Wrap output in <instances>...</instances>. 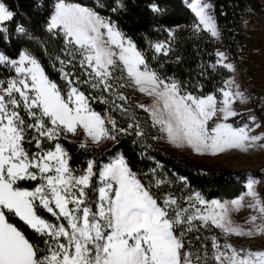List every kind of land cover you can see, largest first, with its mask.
<instances>
[{
    "label": "snow or ice",
    "instance_id": "1",
    "mask_svg": "<svg viewBox=\"0 0 264 264\" xmlns=\"http://www.w3.org/2000/svg\"><path fill=\"white\" fill-rule=\"evenodd\" d=\"M97 6L105 7L101 0ZM189 6L197 19L193 31L203 30L219 38L210 11L213 6L204 0H194ZM121 7L116 0L112 10ZM151 10L160 11L155 5ZM15 15L0 2V35L4 38L8 32L5 23ZM46 31L63 37L64 58L57 55L55 59L61 79L66 81V93L27 51H21L15 60L0 52V65L15 72L7 81L0 80V264H264V251L238 250L227 240L221 245L212 236L209 252L199 235H191L201 228H216L224 237L264 236V202L255 191L256 179L250 177L244 195L231 202L213 200L209 204L196 193L188 197L190 207H182L171 194L154 196L123 157L102 166L99 183L94 185V160H88L85 169H73L60 142L69 139V134H82L79 148L87 150L102 141H116L120 135L144 138L145 128L122 91L132 88L151 98L150 104L135 108L146 113L149 127L157 130L153 140H165L199 155L264 149V132L252 134L262 127L255 115L238 126L227 122L242 116L234 104L249 100L235 80L224 82L219 89L221 98L193 95L174 77L161 76L150 67L144 53L113 21L67 0H56ZM16 32L25 29L18 25ZM150 46L165 57L171 51L165 43ZM216 56L217 64L235 71L233 64L224 62V52ZM74 61L80 74L65 71L68 65L75 67ZM81 85L99 93L92 99L111 104V112L119 110L125 115L127 127H118L115 119L109 127L106 117L110 112L101 115L93 110ZM21 181L37 183L29 190L19 186ZM165 183L156 179L154 186ZM90 193L98 194L95 200ZM245 206L256 213L246 221L247 230L234 224L230 215ZM41 210L54 219L43 217ZM9 216L40 237L44 249L32 243Z\"/></svg>",
    "mask_w": 264,
    "mask_h": 264
},
{
    "label": "trees",
    "instance_id": "2",
    "mask_svg": "<svg viewBox=\"0 0 264 264\" xmlns=\"http://www.w3.org/2000/svg\"><path fill=\"white\" fill-rule=\"evenodd\" d=\"M55 1L0 0L9 10L16 13L13 21L5 23L8 28L6 38L0 35V52L10 59H16L21 51H27L38 60L49 79L57 83L60 89L66 93V81L61 79V73L57 70L60 65L55 59L57 55L64 58L61 51L64 47L63 37L53 36L46 31ZM186 1L188 0H120L123 7L113 11L112 9L116 7V0H101L105 7H98L97 0H67L68 3L91 8L101 16L113 21L127 37L134 41L138 50L144 53L150 67L161 76L174 77L185 90L193 95L214 94L218 98L219 89L223 87L228 72L216 63L213 37L203 30L200 33L193 31L197 19ZM210 1L213 6L212 15L219 27L227 53L235 60L237 53L234 32L238 26L236 19L240 14L236 11L235 3L242 5L243 0ZM248 2L252 6L256 4L255 0H248ZM152 5H155L160 11L154 13L151 10ZM18 25L25 29L24 33L16 32ZM169 31L173 33L171 37ZM155 43L169 45L171 48L169 55L165 57L162 54H155L150 46ZM154 55L155 59H153ZM177 57L180 58L179 62H177ZM73 63L75 67L68 65L65 71L80 74L79 64L75 61ZM210 65H216L215 69ZM14 75V70L0 65V80L7 81ZM80 90L89 96L93 110L101 115L110 112L112 120L117 121L118 127H127L129 119L119 110L111 112V104H102L98 100L92 99V96H98L99 93L93 92L87 85H81ZM122 91L129 97L130 105L139 119L141 127L145 128V137L141 139L135 137L134 134L120 135L116 141L105 148L98 149L90 146L85 150L80 149L77 138L69 134V139H61L60 142L71 157L69 164L73 169H85L87 161L94 160L97 173L94 177L95 185L98 184L101 165L119 154L125 159L130 170L136 174L137 179L148 187L154 196L162 198L166 194H171L177 198L182 207H190L188 197H193L196 193H200L205 200H226L245 191L246 170L231 169L226 166L214 167L197 161L185 151L173 150L165 142L153 140L152 136L157 135L158 132L149 127L151 121L147 114L141 109L135 108L136 103L128 88ZM104 95L107 96V94ZM125 106L128 107V105ZM251 107L255 115L263 121L264 107L258 106L255 102L251 103ZM111 122H107L109 127ZM25 147L29 146L25 145ZM153 169H155V174L152 172ZM249 173L256 176L257 170ZM156 179L165 180L167 183L156 188L154 186ZM36 183L21 181L19 186L30 190ZM90 197L95 200L97 193H90ZM40 214L49 220L54 219L43 210ZM9 221L24 231L32 243L39 245L41 250L44 249L41 238L23 225L18 218L9 216ZM195 223L199 224L198 221ZM191 235H199L207 245L209 252L211 251L212 236H216L220 244L225 242V238L216 228L210 230L201 228L198 233Z\"/></svg>",
    "mask_w": 264,
    "mask_h": 264
},
{
    "label": "rangeland",
    "instance_id": "3",
    "mask_svg": "<svg viewBox=\"0 0 264 264\" xmlns=\"http://www.w3.org/2000/svg\"><path fill=\"white\" fill-rule=\"evenodd\" d=\"M188 1H191V4L194 2V0H188ZM204 2L211 4L210 0H204ZM54 4H53V7H54ZM210 11L212 14V9ZM213 39L215 42V55L217 52H224L226 55V60L224 62L233 64L235 68V71L233 72H230L226 69L228 74L224 82L230 79H234L235 83L239 85L240 89L245 92L247 97H249V100L246 104H240L238 102L234 104V108L237 111L241 112L242 116L234 117V118H231L229 121H227L229 123H233L234 126H238L239 124L246 122L247 117L249 115H255L251 107V103L254 100L256 101V104L258 106L264 107V17L259 16V19H256L255 21H253L250 27L242 26L240 28L237 27L235 29L234 44H235V50L237 53V57L235 60H233L230 57V55L227 53V50H226V47H225V44L223 42L221 35L219 36V38H213ZM18 58L19 56L16 59ZM216 62H217V56H216ZM223 87H224V84H223ZM128 89L131 95L133 96V100L136 103V105L137 104L148 105L152 102L150 97H147L144 94L139 93L138 91H134L132 88H128ZM259 95L261 96L260 99L258 98ZM218 98H221V93L219 94ZM209 123L212 124L211 121ZM75 137L77 138L79 143L83 140L82 134L75 136ZM160 141L165 142L173 150L185 151L189 153L194 159L202 163H205V164H208L214 167L226 166L231 169L246 170L247 171L246 179H249L250 177L256 178V176H252L249 172L257 170V169H250L246 167L249 162L248 160L250 159L249 153H241L236 150H231V151H227L224 153H220L216 156L199 155L189 148H176L170 145L169 143H167L165 140H160ZM112 142H113L112 140L102 141L99 146H94V147L98 149L105 148L108 145H110ZM120 157L121 156L119 154H116L107 163H103L101 167L113 162L114 160ZM98 183H99V177H98ZM257 189H258V186H257ZM246 191L247 189L245 188L244 192H242L241 194H239L238 196L232 199H226V200L210 199L206 201L209 202V204L213 200H217L221 203L231 202L232 200L238 199L241 196H243ZM256 192L258 193L261 201L264 202L261 198L259 190ZM248 200L249 198L246 197L244 201L245 205L247 204ZM197 207H199V205H197ZM254 214L256 213L252 209L245 206L241 208L240 211H234L230 215H231V220L234 224L240 225L244 227L245 230H247L250 227V225H248L246 221L251 215H254ZM257 223H260V221L257 220ZM218 230L220 231V229ZM222 236L224 237L223 234ZM224 238L225 240H227L229 244H231L234 248L238 250L247 249L251 251H264V236H254L252 238H249L247 236L237 237L233 235V236H228ZM224 243H222L221 245H223Z\"/></svg>",
    "mask_w": 264,
    "mask_h": 264
},
{
    "label": "built area",
    "instance_id": "4",
    "mask_svg": "<svg viewBox=\"0 0 264 264\" xmlns=\"http://www.w3.org/2000/svg\"><path fill=\"white\" fill-rule=\"evenodd\" d=\"M255 1L256 4H254L253 6L250 5L248 0H243L242 5L235 3L236 11L240 13L238 18L236 19L238 28L242 26L250 27L253 21L259 19V16L264 17V0H255ZM111 120H112L111 115H108L106 117V121L110 123ZM263 129H264V123H263ZM256 180L259 181V183H257V186L261 198L264 201V163L260 166V168L257 171Z\"/></svg>",
    "mask_w": 264,
    "mask_h": 264
},
{
    "label": "crops",
    "instance_id": "5",
    "mask_svg": "<svg viewBox=\"0 0 264 264\" xmlns=\"http://www.w3.org/2000/svg\"><path fill=\"white\" fill-rule=\"evenodd\" d=\"M186 4L188 5V7L190 8V4H191V1H186ZM192 11V10H191ZM260 95L258 96V98L260 99ZM253 102L256 103V101L254 100ZM256 116V115H255ZM257 121L260 122L262 124V127L257 129L256 132L252 133L254 135L256 134H260L262 132H264V129H263V123H264V119L263 121H261L257 116ZM264 118V117H263ZM262 143H264V141H262ZM249 153V157L250 159L248 160V164L246 167L250 168V169H257L264 163V149H260V148H257L255 150H252ZM255 178V177H254ZM256 179V178H255ZM248 179L245 180V184L247 183ZM246 188V187H245ZM255 191H258L257 189V184L255 185Z\"/></svg>",
    "mask_w": 264,
    "mask_h": 264
}]
</instances>
